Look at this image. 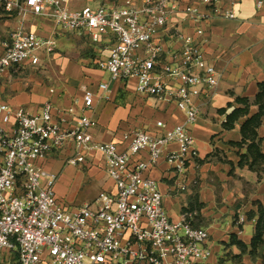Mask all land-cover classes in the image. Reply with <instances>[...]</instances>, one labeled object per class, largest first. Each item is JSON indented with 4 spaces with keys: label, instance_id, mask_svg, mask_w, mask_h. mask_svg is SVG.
<instances>
[{
    "label": "built area",
    "instance_id": "2783aa9c",
    "mask_svg": "<svg viewBox=\"0 0 264 264\" xmlns=\"http://www.w3.org/2000/svg\"><path fill=\"white\" fill-rule=\"evenodd\" d=\"M202 2L208 11L186 4L190 19L199 22L221 13L218 0ZM0 3L23 18L50 17L93 42L105 33L115 36L108 56L96 61L108 77L98 83L97 91L85 89L79 111L77 104L61 109L51 101L36 112L0 102V264H197L210 257L209 231L193 225V213L171 218L158 182L149 173L165 159L177 175L180 192L198 184L187 178L188 166L199 154L190 132L201 112L195 99L203 88L212 89L219 82L215 66L192 34L174 28L171 37L181 42L178 50L156 38L171 22L180 0H124L81 8H72L71 0ZM256 3L261 7L264 0ZM224 15L235 18V11ZM56 49V37L19 26L2 41L0 76L26 61L40 65L42 55ZM165 76L176 84H166ZM131 78L136 79L138 93L175 103L184 119L162 133H125V149L115 141H96L91 128L97 121L86 112L97 100L111 99L112 82L128 83ZM66 114L76 115L73 126L63 125ZM156 124L166 128L164 121ZM70 141L71 164L84 162L90 151L103 155L114 192L101 191L92 202L69 208L56 196L58 173L46 170L42 162ZM171 143L178 148L168 150ZM144 150L148 158H136Z\"/></svg>",
    "mask_w": 264,
    "mask_h": 264
},
{
    "label": "crops",
    "instance_id": "0c3cea01",
    "mask_svg": "<svg viewBox=\"0 0 264 264\" xmlns=\"http://www.w3.org/2000/svg\"><path fill=\"white\" fill-rule=\"evenodd\" d=\"M73 1L72 8H81L121 4L124 0ZM186 4L208 11L202 0H180L171 22L156 38L168 48L178 50L181 42L171 37L174 28L192 34L218 75V84L212 89L203 88L195 99L201 112L190 126L199 154L188 166L187 178L189 182L197 179L198 184L180 192L177 175L165 159L149 173L158 182L171 218L180 220L184 213H193V225L209 231L212 254L197 264H264V241L254 249L251 245L260 216L259 205L264 207V159L254 161L248 149L249 139L241 147L233 144L242 141L243 124L251 117L260 116L261 123L252 128L261 139L259 150L264 153V99L257 100L260 84L264 83V4L258 7L256 0H218L221 13L211 14L210 18L199 22L189 18ZM231 9L235 11V18L224 15ZM35 17L36 22H31L29 14L23 18L15 11H7L0 3V50L2 41L22 25L40 36H54L57 40L56 51L51 55L43 54L40 65L32 66L26 61L1 74L0 102L36 112L44 102L51 101L61 109L77 104L79 111L85 89L97 91L98 83L106 78L107 74L96 61L108 56L115 36L109 32L98 42L70 40L64 33L69 31L52 18ZM38 68L44 70L46 81L30 79L29 85V70ZM163 81L168 85L176 84L166 76ZM135 85V78L128 83L112 82L111 99L97 100L94 109L86 112L97 121L91 128L96 141H115L120 149H125L128 144L123 139L125 133L135 129L162 133L184 119V113L175 103L140 94ZM65 116L68 120L63 124L65 127L76 123V115ZM159 120L166 123V128L157 126ZM177 148V143L168 145V150ZM73 153L70 141L60 152L42 162L46 170L58 173L55 194L66 207L81 205L74 204L81 194L88 196L84 204L92 202L101 191H115L100 152H88L85 161L79 164L68 162ZM148 154L144 150L136 158L147 159ZM242 154L247 157L241 160ZM240 241L247 245L245 250Z\"/></svg>",
    "mask_w": 264,
    "mask_h": 264
},
{
    "label": "trees",
    "instance_id": "16d2710c",
    "mask_svg": "<svg viewBox=\"0 0 264 264\" xmlns=\"http://www.w3.org/2000/svg\"><path fill=\"white\" fill-rule=\"evenodd\" d=\"M260 88H261V92H259L258 96H257V100L259 102H261L262 99H264V83L260 84ZM262 107V104H261ZM261 123V118L260 116H254L249 118L244 124H243V128H242V132H243V139L241 142L239 143H233L235 145L238 146H242L244 143L247 142V140H251V143L248 145V149L249 152L253 154L254 157V161L256 159H264V153H262L259 150V141L261 139L258 138L257 136V132L255 129L252 128L253 127H257L259 124ZM247 155L246 154H242L241 155V160L246 158ZM252 167V165H251ZM259 212H260V216L257 222V230H256V234L252 239V248H256L259 243L264 241L263 235H264V207L262 205H259ZM239 244L241 245V247L245 250L247 245L240 241Z\"/></svg>",
    "mask_w": 264,
    "mask_h": 264
},
{
    "label": "rangeland",
    "instance_id": "374dc122",
    "mask_svg": "<svg viewBox=\"0 0 264 264\" xmlns=\"http://www.w3.org/2000/svg\"><path fill=\"white\" fill-rule=\"evenodd\" d=\"M71 1H73V0H71ZM76 0H74L73 1V3L75 2ZM36 17L35 16H33V15H31V14H29V21H31V22H36ZM65 34H66V36H67V38L68 39H70V40H76L77 41V38H80V39H89V40H91L92 41V39L89 37V36H80V35H78V34H75V33H71V32H68V33H66V32H64ZM75 41V42H76ZM77 44V43H76ZM44 70L43 69H41V68H38V69H34L33 71L31 70H29V85H30V79H33V80H36V79H44L45 81H46V79L44 78V76H45V74H44V72H43ZM108 77V75H106V78ZM105 78V79H106ZM52 90H54V89H52ZM86 198H88V196L86 195V194H81V195H79L78 196V199L76 200V202L74 203V204H83V202H85L86 200H88V199H86ZM62 200V199H61ZM63 201V200H62Z\"/></svg>",
    "mask_w": 264,
    "mask_h": 264
}]
</instances>
